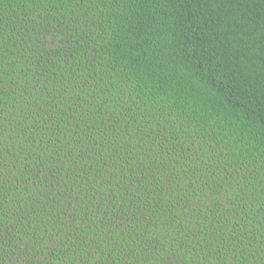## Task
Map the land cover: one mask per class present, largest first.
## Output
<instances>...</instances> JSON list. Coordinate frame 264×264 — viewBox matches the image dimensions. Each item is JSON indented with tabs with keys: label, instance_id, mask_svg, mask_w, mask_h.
Returning a JSON list of instances; mask_svg holds the SVG:
<instances>
[{
	"label": "trees",
	"instance_id": "trees-1",
	"mask_svg": "<svg viewBox=\"0 0 264 264\" xmlns=\"http://www.w3.org/2000/svg\"><path fill=\"white\" fill-rule=\"evenodd\" d=\"M0 264H264V0H0Z\"/></svg>",
	"mask_w": 264,
	"mask_h": 264
}]
</instances>
